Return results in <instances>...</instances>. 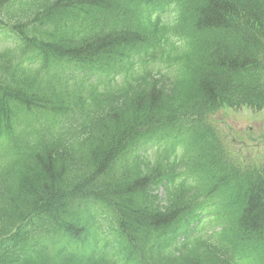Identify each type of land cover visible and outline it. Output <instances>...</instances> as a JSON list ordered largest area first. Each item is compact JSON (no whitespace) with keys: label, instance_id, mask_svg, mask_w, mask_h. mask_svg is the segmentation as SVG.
<instances>
[{"label":"trees","instance_id":"1","mask_svg":"<svg viewBox=\"0 0 264 264\" xmlns=\"http://www.w3.org/2000/svg\"><path fill=\"white\" fill-rule=\"evenodd\" d=\"M0 31V264H264V168L214 173L188 117L264 108V0H0ZM167 121L196 167L163 205ZM201 210L218 251L171 248Z\"/></svg>","mask_w":264,"mask_h":264},{"label":"rangeland","instance_id":"2","mask_svg":"<svg viewBox=\"0 0 264 264\" xmlns=\"http://www.w3.org/2000/svg\"><path fill=\"white\" fill-rule=\"evenodd\" d=\"M210 119L212 125L226 135L239 133L233 145L243 151L244 154H248L245 152L247 151L246 146L255 144V141L248 143L249 139H255L258 144H264V112L254 113L248 108H241L240 110L219 108L214 112V115L210 116ZM251 125H254V128L250 130ZM225 139L231 140V138L226 137ZM262 149L264 152V146ZM251 152H253V149H251Z\"/></svg>","mask_w":264,"mask_h":264}]
</instances>
